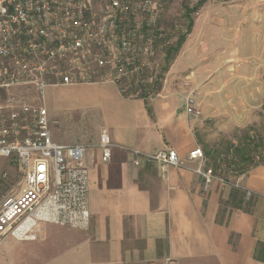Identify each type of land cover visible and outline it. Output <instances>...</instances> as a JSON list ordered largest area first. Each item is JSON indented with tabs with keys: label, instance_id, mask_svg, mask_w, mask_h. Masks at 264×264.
<instances>
[{
	"label": "crops",
	"instance_id": "1",
	"mask_svg": "<svg viewBox=\"0 0 264 264\" xmlns=\"http://www.w3.org/2000/svg\"><path fill=\"white\" fill-rule=\"evenodd\" d=\"M258 3L202 6L166 70L160 96L152 101L123 98L111 85L58 88L70 91L67 100L83 116L78 124L90 132L72 139L54 135L58 121L48 111L54 143L93 148L85 156L89 226L42 224L34 241L7 237L0 264H264L256 256L264 251V158L207 190L191 171L198 162L187 158L201 149L206 121L225 137L260 120L264 75L258 71L255 88L236 89L232 78L239 69L229 70L240 63L238 41L250 38L257 49L264 41V12L258 22L253 18L258 12L251 9ZM185 80L194 91L199 118L185 113ZM101 133L116 145L106 165L96 147ZM126 149L143 154L173 149L188 168L143 162L135 167ZM245 191L252 194L248 201Z\"/></svg>",
	"mask_w": 264,
	"mask_h": 264
},
{
	"label": "built area",
	"instance_id": "2",
	"mask_svg": "<svg viewBox=\"0 0 264 264\" xmlns=\"http://www.w3.org/2000/svg\"><path fill=\"white\" fill-rule=\"evenodd\" d=\"M160 9L161 0H0V158L13 161L20 176L18 190L0 200V248L7 237L36 240L42 224L88 228L85 156L93 148L53 142L45 91L111 85L126 99L158 98L156 43L168 35ZM182 86L185 113L199 118L190 83ZM249 137L256 138L252 132ZM96 147L100 162L108 164L116 145L101 133ZM126 151L135 167L188 168L173 149ZM262 157L260 147L250 155L255 165ZM187 158L198 162L191 171L205 190L213 182L227 184L222 168H205L200 148ZM251 197L244 192L245 200Z\"/></svg>",
	"mask_w": 264,
	"mask_h": 264
},
{
	"label": "rangeland",
	"instance_id": "3",
	"mask_svg": "<svg viewBox=\"0 0 264 264\" xmlns=\"http://www.w3.org/2000/svg\"><path fill=\"white\" fill-rule=\"evenodd\" d=\"M200 0H161L160 9V26L163 30L168 31V35L163 37L156 43V60L159 64L162 83L165 77L163 68L165 52L173 47L177 41L179 35L184 33L187 26V18H185V9H191L195 7ZM254 0H205L202 6L211 7H230L234 5H252ZM258 6L252 7L254 12H258V15H253V18L260 22V13L264 12V0H258ZM201 6V7H202ZM197 13L191 14L192 21H196L200 17V9ZM255 23V22H251ZM250 25V30H251ZM248 29L249 26L244 27ZM250 35V31H249ZM248 35V36H249ZM254 42V43H253ZM257 41L247 38L240 40L235 45V52L241 57L240 63L236 64L233 69H229L231 74H234L236 69H239L234 78H232L233 88L240 89L241 86L245 88H255L254 84L258 77L264 75V60L261 62L254 61L257 55H261L264 58V41H259V48L257 49ZM225 44V43H224ZM175 56L172 58L173 63ZM228 70V66H226ZM258 71L261 73L258 74ZM230 76V75H229ZM231 77V76H230ZM225 79H228V75ZM161 83V85H162ZM70 91H62L61 89H47L45 91V106L48 111L53 115L52 119L58 121V129L52 131L55 135L62 138H76L81 136H89L90 132L88 128L79 126L83 116L78 107L72 106L67 100ZM26 97V95H23ZM257 118V115H256ZM259 122L244 130H235L231 134L223 137L221 136L213 122L206 121V127L201 135V149L206 157V164L209 167H215L218 164V157L225 156L230 148L229 154L239 147H242L247 140L249 133H253L255 142H258L257 147H260L264 156V110L258 113ZM231 146V147H230ZM241 150V148L239 149ZM219 160H222L219 158ZM224 165V164H222ZM246 164L243 163L239 156L234 160V164L230 166V175L235 176L240 170L245 169ZM225 169V168H224ZM223 170V168H222ZM226 171V170H224ZM229 172H227L228 174ZM20 176L17 172L16 165L11 160L0 158V200L16 192L19 188Z\"/></svg>",
	"mask_w": 264,
	"mask_h": 264
},
{
	"label": "trees",
	"instance_id": "4",
	"mask_svg": "<svg viewBox=\"0 0 264 264\" xmlns=\"http://www.w3.org/2000/svg\"><path fill=\"white\" fill-rule=\"evenodd\" d=\"M204 1L205 0H200L195 7L191 8V9H187V8L185 9L184 14H185V18H187L186 29H185L184 33H182L181 35L178 36L175 45L173 47L169 48L165 52V55H164L165 66L163 68V72H166V70L168 69V66L171 64L172 58L179 51V49L181 48L182 44L184 43L186 37L189 35V33L191 31L192 24H193V21L190 17L191 14L196 13L199 10V8L202 6ZM263 110H264V105H263ZM245 142L246 143L242 147H239L238 149L234 150L232 152V154H229V152H230V148H229L228 152L226 153V155L224 157L223 156L218 157V159H217L218 164H216L215 167H211V168H213L215 171H217L220 168H223L222 171L220 170L221 175L223 177H227L228 176L227 172H230V169H229L230 166L234 164L235 158L237 156H239V159L243 163L246 164V167H245V169L240 170L235 176L239 177V176L243 175L248 170V168L255 165V164H253V161L250 158V155L255 151V149H257V145H258V142H255L253 139H250L249 134H248L247 140ZM240 148H241V150H239ZM219 158L222 160H219ZM263 158H264V156L262 157V159ZM262 159H261V161H262ZM222 164H224V165H222ZM224 170H226V171H224ZM256 256H257V259L264 262V251H257Z\"/></svg>",
	"mask_w": 264,
	"mask_h": 264
}]
</instances>
